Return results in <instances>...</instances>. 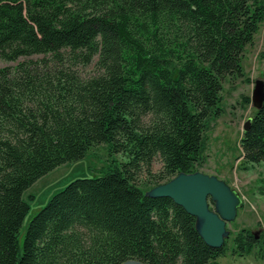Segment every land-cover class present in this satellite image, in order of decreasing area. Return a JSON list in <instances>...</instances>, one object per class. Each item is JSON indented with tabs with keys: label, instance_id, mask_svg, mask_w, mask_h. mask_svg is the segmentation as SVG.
Masks as SVG:
<instances>
[{
	"label": "trees",
	"instance_id": "trees-1",
	"mask_svg": "<svg viewBox=\"0 0 264 264\" xmlns=\"http://www.w3.org/2000/svg\"><path fill=\"white\" fill-rule=\"evenodd\" d=\"M263 19L254 0H0V57L42 56L0 68V264H209L224 255L227 239L207 245L194 216L134 180L156 155L155 185L195 172L207 119L222 113L221 83L242 75ZM96 56L98 72L85 79L47 66ZM250 118L241 153L264 162V99ZM100 143L127 160L53 194L20 244L24 191ZM232 241L234 253L259 245L264 257V236L241 229Z\"/></svg>",
	"mask_w": 264,
	"mask_h": 264
},
{
	"label": "rangeland",
	"instance_id": "rangeland-1",
	"mask_svg": "<svg viewBox=\"0 0 264 264\" xmlns=\"http://www.w3.org/2000/svg\"><path fill=\"white\" fill-rule=\"evenodd\" d=\"M254 1L264 5V0ZM41 57L33 55L15 61H6L0 57V68H14L21 62L28 64L29 60L37 61ZM96 61L97 56L89 64L65 59L64 62L58 63L50 61L47 66L59 67L69 73L73 71L76 76L85 79L97 74ZM40 65L37 69L44 70V66L41 63ZM241 68L242 75L227 76L221 83L219 105L222 113L208 117L206 129L202 134L200 159L194 167L195 171L223 179L238 192L242 200L236 218L227 224L229 236L226 238L227 249L224 255L209 264H264V257H260L263 249H260L259 245L244 255L232 251L233 237L241 229H247L259 237L264 236V162H246L239 144L243 124L256 110L252 101L256 81L263 80L264 76V19L259 24L253 41L244 48ZM126 160L125 154H110L108 145L100 143L91 146L82 159L61 165L38 179L23 194L29 209L20 228L19 243L22 242L23 232L29 220L53 194L76 178L102 176L107 171L120 167ZM161 168V158L156 155L151 162L149 173L142 166L135 174L134 182L142 191L147 192L155 186L152 175L157 174Z\"/></svg>",
	"mask_w": 264,
	"mask_h": 264
},
{
	"label": "water",
	"instance_id": "water-1",
	"mask_svg": "<svg viewBox=\"0 0 264 264\" xmlns=\"http://www.w3.org/2000/svg\"><path fill=\"white\" fill-rule=\"evenodd\" d=\"M264 99V81L257 80L252 94V101L259 108ZM251 118L243 124L246 131ZM149 197H168L196 219L195 227L203 241L219 248L229 236L227 224L237 215L242 200L238 192L223 179L213 174L195 171L179 172L169 180L153 186L146 192ZM257 236L256 234H254ZM122 264H144L130 259Z\"/></svg>",
	"mask_w": 264,
	"mask_h": 264
}]
</instances>
